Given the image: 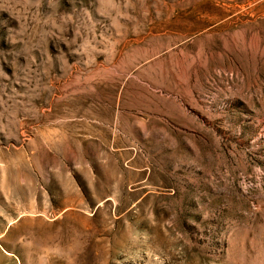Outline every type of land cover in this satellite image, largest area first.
Segmentation results:
<instances>
[{"label":"rangeland","instance_id":"obj_1","mask_svg":"<svg viewBox=\"0 0 264 264\" xmlns=\"http://www.w3.org/2000/svg\"><path fill=\"white\" fill-rule=\"evenodd\" d=\"M0 264H264V0H0Z\"/></svg>","mask_w":264,"mask_h":264}]
</instances>
